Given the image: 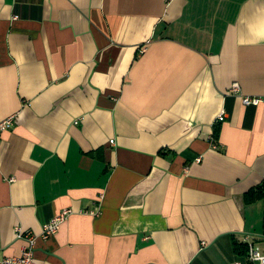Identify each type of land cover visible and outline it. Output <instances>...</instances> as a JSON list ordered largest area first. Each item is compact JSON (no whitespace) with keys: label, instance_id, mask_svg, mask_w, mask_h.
Returning <instances> with one entry per match:
<instances>
[{"label":"crops","instance_id":"crops-1","mask_svg":"<svg viewBox=\"0 0 264 264\" xmlns=\"http://www.w3.org/2000/svg\"><path fill=\"white\" fill-rule=\"evenodd\" d=\"M242 95L264 97V0H0V259L16 226L38 235L34 264L264 250V195L245 198L264 102Z\"/></svg>","mask_w":264,"mask_h":264},{"label":"built area","instance_id":"built-area-1","mask_svg":"<svg viewBox=\"0 0 264 264\" xmlns=\"http://www.w3.org/2000/svg\"><path fill=\"white\" fill-rule=\"evenodd\" d=\"M230 91L240 93V87L237 82H233L230 86ZM244 104L256 105L264 102V97L257 95H242ZM224 112L221 111L215 117V121L224 119ZM14 114L8 115L0 119V133L13 124ZM113 143V139H110ZM199 161V157L196 159ZM70 209L64 208L59 213L54 215L48 222L43 225L42 232L39 236L46 239L54 234L60 224L67 218ZM95 214V212H92ZM15 237L23 241L20 253L15 256H5L0 259V264H34L35 244L38 235L33 234L30 230H23L20 226L15 227ZM204 244V242H202ZM227 264H264V250L255 248L252 244H248L247 253L242 258H236Z\"/></svg>","mask_w":264,"mask_h":264},{"label":"trees","instance_id":"trees-1","mask_svg":"<svg viewBox=\"0 0 264 264\" xmlns=\"http://www.w3.org/2000/svg\"><path fill=\"white\" fill-rule=\"evenodd\" d=\"M262 195H264V181H262L258 186L255 188L249 190L245 194V198L247 201H253L256 198H260ZM235 250L240 253L241 255H245L247 253V245L246 244H236Z\"/></svg>","mask_w":264,"mask_h":264}]
</instances>
